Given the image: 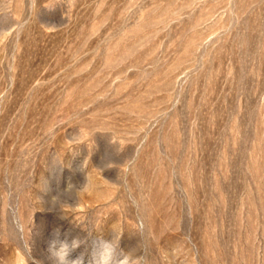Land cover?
<instances>
[{"label":"rangeland","instance_id":"1","mask_svg":"<svg viewBox=\"0 0 264 264\" xmlns=\"http://www.w3.org/2000/svg\"><path fill=\"white\" fill-rule=\"evenodd\" d=\"M111 228L264 264V0H0V264Z\"/></svg>","mask_w":264,"mask_h":264},{"label":"clouds","instance_id":"2","mask_svg":"<svg viewBox=\"0 0 264 264\" xmlns=\"http://www.w3.org/2000/svg\"><path fill=\"white\" fill-rule=\"evenodd\" d=\"M54 164L62 166L63 158L58 159L54 157ZM55 199L54 197L53 200L55 201ZM62 218H67V216L64 215ZM72 222L77 226H81L74 221ZM111 232L110 239H100L98 241L92 254L91 264H141V257L137 255L135 249L124 251L120 248V240L123 232L115 228H111ZM85 243L86 239L79 237L60 239L57 234L49 242L47 251L53 264H84L83 254L77 256L75 259L70 257L73 252Z\"/></svg>","mask_w":264,"mask_h":264}]
</instances>
